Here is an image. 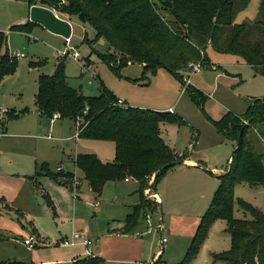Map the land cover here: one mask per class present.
Wrapping results in <instances>:
<instances>
[{"label": "rangeland", "instance_id": "1", "mask_svg": "<svg viewBox=\"0 0 264 264\" xmlns=\"http://www.w3.org/2000/svg\"><path fill=\"white\" fill-rule=\"evenodd\" d=\"M261 1L250 0L245 11L239 13L237 18L239 23L253 22L259 12ZM35 2L37 3L35 5L50 8L43 0H35ZM20 5L22 3L16 0H0V32L7 35L9 52L18 64L16 72L5 77L0 87V107L7 110V114L0 121V229L3 237L0 241V264H44L61 260L66 258L68 251L76 248H64L60 233L65 234L70 231L73 225L78 229L85 227L87 222L91 223L94 230L107 229L106 218L94 215L97 207L96 199L89 191L82 197L84 203L80 204V215L73 217V209L69 204L58 210L52 198L53 186H64L60 182H63L65 173L75 175L76 171V177L79 178V171L75 170L74 165L66 159L69 155L74 157L76 149L79 147L81 150L85 143L84 140L75 138L74 134L78 130L76 124L70 120H59L54 123V117L53 120L41 118L35 109L39 77L52 76L59 62L65 64L70 87L80 91L85 97L100 95L101 90L96 80V76H99L104 87L124 102L126 101L123 98L128 100L131 98L134 104L172 106L171 110L155 111L172 112L185 121L182 125L163 123L160 126V130L163 131L175 153L184 159L201 161V164L210 171L212 169L219 171L220 176L229 171V160L237 144L221 133L215 123L221 121L229 112L240 115L239 108L244 105L249 107V102L264 99V76L255 73L249 65L239 62V58L214 54L207 48V55L209 52L212 60L210 62L214 64L212 69L207 68L193 75L185 73L187 67L185 66L183 71L177 72L179 76L190 75L195 84L192 87L200 93L197 99L189 91H183V82L165 68L158 69L155 74H148V80L143 77L144 67L138 64H129L118 71L111 69L101 57L109 51L108 43L104 39H99L94 44H89L88 41L96 39V32L76 16L71 17L73 32L69 43L63 37L51 33L38 24L33 25L28 33L12 30L14 26L31 22L27 20L18 23L23 12ZM55 12L62 18L67 16ZM161 14L167 20H171L169 14L164 12ZM250 14H255V18H248ZM72 49L79 52L78 59L69 56L59 57L58 51L72 52ZM43 61L46 63L42 65ZM31 63L37 64L31 67ZM160 71L165 74H159ZM217 71H225L226 74L218 79ZM233 77H238V81ZM164 93L169 96L163 97ZM263 130L264 121L258 122L255 131L253 129L249 134L251 144L261 156H264ZM91 143L99 147L94 150L98 151L104 160L113 162L115 156H113V143ZM44 166L53 174L61 176L59 181L44 174L42 170ZM59 166H63L60 172L57 170ZM36 172L47 179L41 182L54 204V211L45 200L35 194L30 196L26 194L17 182L18 175L34 180ZM153 178L147 179L149 187L152 186ZM70 182H73L68 185L71 195L77 193L80 183L89 188L85 180L79 182L73 179ZM217 182L220 184V180L211 177L206 185ZM149 191V189L144 191L147 196ZM235 196L264 212V185L251 187L246 183L239 184L235 188ZM7 206L10 207L9 210ZM2 210L8 211L9 214H3L1 217ZM165 212L162 202L153 224L144 223V231L152 229L153 234L157 235L158 242L161 238L156 226L161 222L165 224ZM184 216L187 217V222L183 227L180 224L165 226L162 237L169 240L172 233L175 235V241H182L191 226L194 230L193 220L197 216L196 213L188 211ZM235 218L251 219L252 217L236 205ZM34 226L38 227L36 233L33 232ZM213 226L209 233L210 242L202 248L195 260L196 264H215L210 250L219 253L230 249L231 238L224 229L226 222L220 220ZM31 235L39 238L37 248L33 250L23 245L24 240ZM209 244L212 246L208 248ZM167 245L165 243L164 247ZM176 256L166 251L159 264H180L184 257L180 262L173 263V258ZM158 258L159 256L155 261Z\"/></svg>", "mask_w": 264, "mask_h": 264}, {"label": "trees", "instance_id": "2", "mask_svg": "<svg viewBox=\"0 0 264 264\" xmlns=\"http://www.w3.org/2000/svg\"><path fill=\"white\" fill-rule=\"evenodd\" d=\"M29 7L35 0H20ZM50 8L78 17L96 32L94 44L104 39L109 51L101 55L108 66L118 71L129 64L144 67V79L148 74L165 68L183 82V71L190 62L202 61L212 67L207 48L218 54L242 58L255 73L264 76V0L253 22L236 23L237 15L244 11L250 0H43ZM161 12L169 14L167 20ZM35 23L29 22L12 27V30L28 33ZM46 61L42 62V65ZM37 63H31L35 67ZM17 60L11 56L7 35L0 32V87L3 79L17 70ZM221 69V67H219ZM101 93L97 97H85L70 87L65 64L59 62L52 76L41 75L35 103L44 118L53 119L59 114L62 120L76 122L79 137L84 140L113 142L115 158L104 164L93 154L77 156L76 167L80 169L96 196L103 193L108 182L134 179L140 182L142 195L140 206L128 216L125 229L137 222L147 204L144 190L149 187L148 178L155 176L152 189L156 188L166 174L184 157L178 156L161 136L160 126L185 124L172 112H159L128 106H118L117 98L96 76ZM194 97L200 93L191 85L186 89ZM198 99V98H197ZM87 109V110H86ZM264 121V99L249 102L242 115L231 112L215 123L227 138L236 141L229 171L220 176V184L212 202L201 218L196 234L180 264H192L208 239L214 223L223 220L231 237L229 250L213 254L214 263L264 264V212L235 196L237 185L246 183L251 187L264 185V156L259 155L250 142V131L258 122ZM245 122H248L247 124ZM44 174L59 181L44 166ZM42 175L37 173V176ZM66 174L65 177H72ZM69 185L66 182H60ZM36 187L39 189L38 184ZM54 211L48 194H43ZM238 205L251 219L235 218ZM8 210L9 206L6 207ZM3 239L0 229V241ZM37 247V246H36ZM73 264H103L101 259L88 257ZM159 264V260L155 263Z\"/></svg>", "mask_w": 264, "mask_h": 264}, {"label": "crops", "instance_id": "3", "mask_svg": "<svg viewBox=\"0 0 264 264\" xmlns=\"http://www.w3.org/2000/svg\"><path fill=\"white\" fill-rule=\"evenodd\" d=\"M16 2L22 3V5H20L21 6L20 8L21 11H23L21 14V20H19L18 23H24L25 21L29 20L30 7L24 1L16 0ZM254 15L255 14H250L248 18L254 19L255 18ZM238 16L239 14L236 17V23H239V21L237 20ZM59 17L62 18V16ZM62 19L69 21L70 24L72 25V20L70 17L66 16L63 17ZM209 50L213 51L214 54H218L211 47L209 48ZM218 55L233 57L234 59L239 58L240 60L239 62L246 64V62L242 58L237 56L225 55V54H218ZM208 56L210 61H212L209 52H208ZM213 66L214 64H212V67ZM159 74L164 75L165 73H163V71H160ZM225 74H226L225 71H219L217 74V78L220 79L222 78L221 76H225ZM165 78H167V75ZM233 78H235V80L238 81L237 79L238 77H233ZM194 85L195 84L192 81L191 86ZM163 95H164L163 97H165L168 94L164 93ZM123 99L126 101L124 103H126V105L130 107L154 110V111L173 109L172 106L161 107V106H154L149 104H134L133 99L131 98H129L131 101L128 100L127 98H123ZM35 109L37 114L41 118H44L38 112L37 107H35ZM247 109L248 106L245 105L241 106L239 108V113H241L240 115L244 114L247 111ZM59 120L62 119L61 118L54 119V123L58 122ZM71 122L76 124V122L73 121ZM79 134L80 132L78 127L76 134H74L76 140H81ZM161 136L165 140V142L171 147V144L166 140L162 130H161ZM84 141L85 143H83L81 150L78 147L76 149V155L74 157L69 155L67 156L68 159H66V161L69 160L70 161L69 163L74 165L75 170L79 171L78 173L79 178L76 177L77 175L76 171L74 173L75 175L72 174L73 176L69 178L65 177V175L71 173H65L63 175V182L68 183L70 186L73 183L70 182V180L73 181V179H75L78 180L79 182H83L85 180L89 188H86L85 186H83V183H80L81 186L80 187L78 186L79 188L77 187V193L75 195H71L70 193L71 191H69L70 187H68V185L67 186L54 185L53 186L54 189H51V194L53 195L52 198L58 210L63 208L65 204H69L73 209L72 210V217H73L74 215L75 216H77L78 214L80 215V204L84 203L82 197L83 195L86 196L87 191H89V193H92L96 199L97 207L95 209L94 215L95 216L99 215V218L100 216L101 218L103 217L106 218V222L108 224L107 229L103 228L98 231L94 230L91 227V223L89 222H87V225L85 227H82L80 229L75 228L76 226L73 225L70 231L65 232V234L60 233L61 240L64 241L66 239H70L74 232H80L82 233L83 238H87L88 240L92 241L93 245L89 248L85 247L84 245H76V246L63 245L64 248H76V249L79 248V250L73 249L71 251H68L67 253L68 255L66 256V258L64 259L61 258V260H57V261H49L44 264H73L76 261L90 257L89 253L92 254L91 257L101 259L103 261V264H152V263L155 264L158 260L159 262L161 261V258L166 254V251H169L170 254H172V256L174 254L177 255L176 258H173L174 259L173 263L180 262L181 259L184 257V255L187 253V250L190 247L192 239L196 234L198 226L201 222V218L209 208L213 196L219 186L218 182L216 184L210 183L208 186L206 184L209 183L211 177H216V179L219 181V177H220L219 171H217L216 169H212L210 171L208 168H205L204 164H201V161L192 160L189 158L185 159L183 164H178L172 170H170L166 174V176L161 180V182L157 185L156 188L154 189H152L151 187L146 188L149 189L150 191L148 196L144 192L146 200L148 201L145 206V209L140 213V216L138 217V220L134 224V226L126 230L125 226L128 216L132 215L134 213V209L140 206L141 204L142 195L140 193V182L134 179L108 182L104 187L103 193L100 196H96V194L93 193L89 185V182L86 180L84 173L76 167L75 161L77 159V156L84 154H96L102 163L107 164L112 162H107V160H104L102 158V155H100L98 151L94 150V148H99V147H95L93 145L95 143H91V142H103V141H91V140H84ZM77 142L79 143V141ZM196 143L197 145L199 144L198 138ZM113 148H114V154H113L114 156L115 144L113 145ZM231 160L232 159L230 158L229 162H231ZM57 170L59 172L62 171L63 166H59ZM227 172L228 171H226L225 174ZM37 173L38 172L35 173V176ZM41 176L42 175H39L37 176L36 179L34 178V180L31 181V179L30 180L26 179L24 175H18L17 182L18 184H20L23 191L29 196L35 194L36 196H38V198L45 200L43 194L45 193L48 194V193L46 192V189L44 188L42 182H45L47 179H44V177ZM36 184H38L39 189L36 187ZM82 189L84 192L82 191ZM146 189L144 191H146ZM162 202L164 204V208L166 211L165 212L166 221L165 224L161 222V224H158L156 226V230H159L160 238H161L160 242H158L157 235L153 234V232L151 231L152 229H148L147 232L144 231V223L147 222V224L150 225L153 224L154 218L157 215L159 208L162 207ZM188 211L189 213L190 212L196 213L197 215L193 220V223L195 225L194 230H193V226H191L190 231L188 232V234H186V236L183 238L182 241L180 240L175 241L174 239L175 235L171 233L169 240L165 238L166 242L162 243V238H164L162 237L163 236L162 233L165 226L170 227V225L173 224H180L183 227V225L187 222V217L184 215H186V212ZM3 214H9V213L8 211L2 210L1 217ZM218 222L219 221H217L214 224V226ZM224 229L225 231L227 230V223ZM37 231H38V227L34 226L33 232L36 233ZM192 231L194 234L192 233ZM40 236H42V234H40ZM171 238L172 240H170ZM209 242H210V237L206 240L203 247H205L206 244H208ZM165 243L168 244L166 247H164ZM211 246L212 245L209 244L208 248ZM213 251L214 250H210V255L212 256V258H213V254L218 253ZM158 256H159L158 260L155 261ZM195 260L192 262V264H196Z\"/></svg>", "mask_w": 264, "mask_h": 264}, {"label": "built area", "instance_id": "4", "mask_svg": "<svg viewBox=\"0 0 264 264\" xmlns=\"http://www.w3.org/2000/svg\"><path fill=\"white\" fill-rule=\"evenodd\" d=\"M69 41H70V39L66 40L67 43H69ZM58 54H59V57L69 56L73 59H78L80 57L79 52L74 50V49H72V52L70 50L58 51ZM207 68H208V66L205 65V63L202 61L191 62L187 65V67L185 69V73H191L193 75H196L198 73H201L203 70H205ZM191 84H192V78L190 77V75L186 74L185 76H183V86H184L183 91H186V89ZM116 104L120 107H124V108L128 107V105H126V103H124V101L122 99H118ZM5 114H7V110L3 107H0V121L3 119ZM57 118H59V114L54 115V119H57ZM245 123L247 124V122H245ZM38 242H39V238L35 235H31L28 239L24 240L23 245H25L27 248L33 250L38 245ZM164 242H166V239L162 238V243H164ZM62 243L65 246L84 245L87 248H89L93 245L92 241L88 240L87 238H83V235L80 232H74L70 239H66ZM89 255L91 256L92 254L89 253Z\"/></svg>", "mask_w": 264, "mask_h": 264}, {"label": "water", "instance_id": "5", "mask_svg": "<svg viewBox=\"0 0 264 264\" xmlns=\"http://www.w3.org/2000/svg\"><path fill=\"white\" fill-rule=\"evenodd\" d=\"M29 20L35 24L41 25L51 33L61 36L66 40L71 39L72 25L69 21L58 17L55 10L51 8L38 5L31 6Z\"/></svg>", "mask_w": 264, "mask_h": 264}]
</instances>
